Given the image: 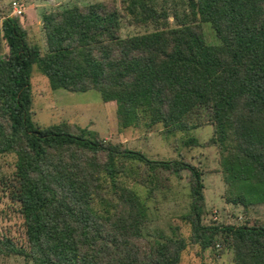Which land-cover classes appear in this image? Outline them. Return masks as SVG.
Returning a JSON list of instances; mask_svg holds the SVG:
<instances>
[{
	"label": "trees",
	"instance_id": "1",
	"mask_svg": "<svg viewBox=\"0 0 264 264\" xmlns=\"http://www.w3.org/2000/svg\"><path fill=\"white\" fill-rule=\"evenodd\" d=\"M129 24L151 30L123 35L122 15L105 2L44 13L48 50L29 40L18 17L0 9V154L16 155L4 179L23 218L24 239L0 237V253L31 264H180L188 242L222 245L235 264H264V223H205L204 171L183 159H153L88 127L47 126L32 117L33 68L52 88L97 90L117 102L120 127L162 124L166 138L188 132L201 108L214 125L228 201L264 204V0H123ZM218 41L208 42L204 24ZM196 144L195 137L185 139ZM156 195L162 170L190 172L191 205L181 215L190 241L144 227L149 206L121 177Z\"/></svg>",
	"mask_w": 264,
	"mask_h": 264
},
{
	"label": "rangeland",
	"instance_id": "2",
	"mask_svg": "<svg viewBox=\"0 0 264 264\" xmlns=\"http://www.w3.org/2000/svg\"><path fill=\"white\" fill-rule=\"evenodd\" d=\"M164 1V0H160ZM168 5L177 7L180 0H166ZM23 9L22 15L15 14V5ZM105 2L117 7L122 15L123 35L151 30L149 26L131 25L125 16L123 0H0L2 16H14L21 20L27 30L29 40L47 52L48 45L43 28V15L55 9H63L73 5H88ZM179 8L182 9L181 6ZM206 38L210 43L218 39L209 24H204ZM32 117L36 124L47 126L60 122L88 127L99 133L108 141L123 143L132 149L141 150L153 159H183L198 165L204 171L207 213L205 223L254 224L264 223V204L251 205L247 209L243 205L228 201L230 189L224 181L221 165V150L218 145L211 144L214 125L206 108L198 109L190 118L198 124L188 132H178L166 138L162 124L148 127L142 123L137 128H121L117 116V102L105 101L97 90L74 92L64 88L51 87L47 76L35 66L31 76ZM197 139L196 144L188 145L185 139ZM132 174L121 179L135 188L149 206L150 220L144 227L148 238L161 231L167 236H183L190 241L191 225L184 222L181 215L189 211L190 172L184 170L180 176L162 170L159 185L154 197L148 198V188L139 183L136 177L147 172L145 165L131 163ZM16 169V155L0 154V237L10 235L15 240L24 239L23 218L17 211L7 192L4 179L13 175ZM0 264H31L19 255L0 253ZM180 264H235L232 250L216 248L203 250L199 245L188 242L182 252Z\"/></svg>",
	"mask_w": 264,
	"mask_h": 264
},
{
	"label": "built area",
	"instance_id": "3",
	"mask_svg": "<svg viewBox=\"0 0 264 264\" xmlns=\"http://www.w3.org/2000/svg\"><path fill=\"white\" fill-rule=\"evenodd\" d=\"M14 5H15V10H14V12H15V14H17V15H22L23 14V9L21 8V6H20V8H18V4L15 2L14 3Z\"/></svg>",
	"mask_w": 264,
	"mask_h": 264
}]
</instances>
